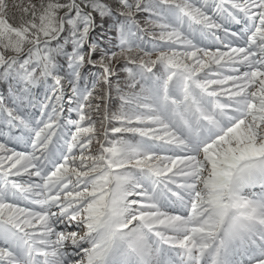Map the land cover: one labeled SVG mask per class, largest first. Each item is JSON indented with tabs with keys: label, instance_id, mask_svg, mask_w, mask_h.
<instances>
[{
	"label": "snow or ice",
	"instance_id": "1",
	"mask_svg": "<svg viewBox=\"0 0 264 264\" xmlns=\"http://www.w3.org/2000/svg\"><path fill=\"white\" fill-rule=\"evenodd\" d=\"M15 6L0 0V94L15 91L0 101V264H264V0ZM98 16L124 19L121 51L85 52ZM89 63L106 94L82 87Z\"/></svg>",
	"mask_w": 264,
	"mask_h": 264
},
{
	"label": "trees",
	"instance_id": "2",
	"mask_svg": "<svg viewBox=\"0 0 264 264\" xmlns=\"http://www.w3.org/2000/svg\"><path fill=\"white\" fill-rule=\"evenodd\" d=\"M20 3H24L25 0H19ZM36 3L40 4L43 3V0H35ZM109 3H115L116 0H108ZM17 0H13L12 5V11L13 13H19L20 9L16 7ZM149 19L148 16H141L140 17V22L144 24V27H148L147 20ZM13 22H17V17L14 16ZM124 19L122 17H117V18H109L105 20L102 16H98V23H99V28L93 33L91 37V41L89 45L85 48V52L90 54L92 52V45L95 43L99 42L103 48H108V49H114L116 51H121L119 44H120V35L118 31V24L123 23ZM149 39L151 37L149 36ZM75 44L71 45L69 47V52L74 53L75 52ZM97 60L101 59V54H98L96 56ZM119 63V62H118ZM63 64H64V69H63V75L68 79V86H67V96H68V102L72 100L73 96L75 95L74 91V85L71 83V78H72V71L70 67V57L66 56L63 59ZM84 79L82 81V87L85 89L92 88L96 89L97 95L101 94H106L108 91V86L106 84L107 80V74L106 71L102 66H95L92 64H88L84 68ZM121 72L122 76L121 77H114L115 82H120V80L125 81V86H126V81H127V74H123V65H121ZM55 81L52 82L50 86H45L43 89L39 90L36 94L37 98H44L47 99L49 98V93L52 92L55 88ZM16 88H19V85H16ZM3 96H1V100L3 101L5 98L8 99L9 105H12L14 103V96H15V91L13 88L12 84H6L5 87L3 88ZM121 103L119 101L113 100V116L117 111H119L121 107ZM104 113L100 114L97 113L98 116V123L101 128V130H104V125H105V120L107 118V109H108V103L107 100L104 102ZM39 112L38 110L33 109V114H36ZM39 114H43L42 112H39ZM78 117V115H77ZM79 118V117H78ZM4 129L3 127H0V142H3V139L6 138L3 136Z\"/></svg>",
	"mask_w": 264,
	"mask_h": 264
},
{
	"label": "rangeland",
	"instance_id": "3",
	"mask_svg": "<svg viewBox=\"0 0 264 264\" xmlns=\"http://www.w3.org/2000/svg\"><path fill=\"white\" fill-rule=\"evenodd\" d=\"M10 2L12 3L13 2V0H10ZM239 31H243V28H242V30H239ZM63 230V229H62ZM73 230H77V229H73Z\"/></svg>",
	"mask_w": 264,
	"mask_h": 264
}]
</instances>
